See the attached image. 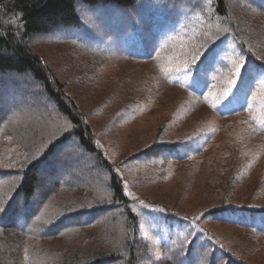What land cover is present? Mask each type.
Masks as SVG:
<instances>
[{"label": "trees", "instance_id": "obj_1", "mask_svg": "<svg viewBox=\"0 0 264 264\" xmlns=\"http://www.w3.org/2000/svg\"><path fill=\"white\" fill-rule=\"evenodd\" d=\"M38 37L135 65L139 92L160 107L182 97L192 113L240 115L244 131L264 148V85L257 78L246 71L225 110L207 95L222 93L226 69L210 68L207 87L195 93L177 71L198 47L212 45L264 72V0H0V264H200L204 254L208 264H264L237 254L204 225L229 226L249 248L264 250V206L222 202L195 217L127 190L77 102L34 47ZM33 84L69 125L41 150L22 132H9L33 103ZM209 135L158 139L131 159L187 167L204 158ZM81 163L88 171H77ZM249 184L264 192V174Z\"/></svg>", "mask_w": 264, "mask_h": 264}, {"label": "rangeland", "instance_id": "obj_2", "mask_svg": "<svg viewBox=\"0 0 264 264\" xmlns=\"http://www.w3.org/2000/svg\"><path fill=\"white\" fill-rule=\"evenodd\" d=\"M36 40L37 52L77 102L105 156L123 174L129 192L195 217L222 202L264 206V192L253 191L249 184L256 174H264V148L244 131L237 117L240 115L222 117L213 109L192 113L182 97L160 107L139 92L142 82L135 74V65L113 62L108 56L104 59L72 42L45 37ZM30 88L34 94L28 97H33V103L12 119L9 132H22L20 135L30 142L32 149L41 150L69 125L43 104L39 87L33 84ZM217 93L214 89L207 95L212 106ZM200 131L211 134L205 145L207 152L203 159L197 158L187 167L171 162L146 166L131 159L158 139H187ZM76 166L77 171H88L86 163ZM101 180L107 181L106 176L102 175ZM204 225L237 254L252 262L263 260L264 250L257 246L249 248L233 228L208 220Z\"/></svg>", "mask_w": 264, "mask_h": 264}, {"label": "snow or ice", "instance_id": "obj_3", "mask_svg": "<svg viewBox=\"0 0 264 264\" xmlns=\"http://www.w3.org/2000/svg\"><path fill=\"white\" fill-rule=\"evenodd\" d=\"M221 65V71L227 77L225 80L226 87L219 96H214L213 106L223 107L225 110H231L230 105L237 98V94L241 90L244 83V73L247 71L249 77L257 78L264 85V72L257 73L255 69H247L243 60L231 59L224 55L221 50H213L212 45H201L183 62V67L178 68V72L185 74L188 79V87L193 93L197 89L207 87L208 70L211 68L216 71L215 66ZM215 77H213L214 79ZM183 242V238H182ZM207 254L201 258L200 264H208Z\"/></svg>", "mask_w": 264, "mask_h": 264}]
</instances>
